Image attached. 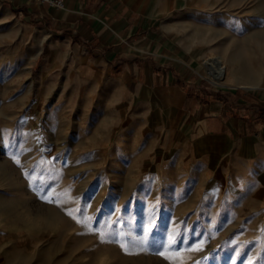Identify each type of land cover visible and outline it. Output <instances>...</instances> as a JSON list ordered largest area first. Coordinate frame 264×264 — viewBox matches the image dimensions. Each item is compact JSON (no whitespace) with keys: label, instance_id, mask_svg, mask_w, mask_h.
Masks as SVG:
<instances>
[{"label":"rangeland","instance_id":"obj_1","mask_svg":"<svg viewBox=\"0 0 264 264\" xmlns=\"http://www.w3.org/2000/svg\"><path fill=\"white\" fill-rule=\"evenodd\" d=\"M33 26L0 9V264H264V206L101 118Z\"/></svg>","mask_w":264,"mask_h":264},{"label":"crops","instance_id":"obj_2","mask_svg":"<svg viewBox=\"0 0 264 264\" xmlns=\"http://www.w3.org/2000/svg\"><path fill=\"white\" fill-rule=\"evenodd\" d=\"M63 1L0 0V9L41 30L48 65L77 79L101 118L136 125L154 136L158 156L198 168L207 188L232 187L262 209V0L251 8L190 0L185 17L180 0ZM212 53L223 66L215 86L197 70Z\"/></svg>","mask_w":264,"mask_h":264},{"label":"bare ground","instance_id":"obj_3","mask_svg":"<svg viewBox=\"0 0 264 264\" xmlns=\"http://www.w3.org/2000/svg\"><path fill=\"white\" fill-rule=\"evenodd\" d=\"M204 63L207 66L208 73L213 77L216 83H219V80L223 73V66L220 59L216 56L210 58V60H206Z\"/></svg>","mask_w":264,"mask_h":264},{"label":"built area","instance_id":"obj_4","mask_svg":"<svg viewBox=\"0 0 264 264\" xmlns=\"http://www.w3.org/2000/svg\"><path fill=\"white\" fill-rule=\"evenodd\" d=\"M33 1H37V2H40L42 4L52 6V7H56V8H63L64 7V1L63 0H33Z\"/></svg>","mask_w":264,"mask_h":264}]
</instances>
